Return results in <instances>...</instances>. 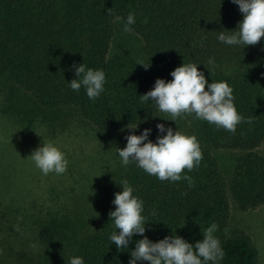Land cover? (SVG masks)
I'll use <instances>...</instances> for the list:
<instances>
[{"label":"trees","instance_id":"obj_1","mask_svg":"<svg viewBox=\"0 0 264 264\" xmlns=\"http://www.w3.org/2000/svg\"><path fill=\"white\" fill-rule=\"evenodd\" d=\"M129 13L135 17L130 33L139 38L140 48L110 52L115 17L124 27ZM242 19L231 0H0V80L7 82L0 83L5 89L2 114L19 134L25 131L20 128L38 125L63 131L76 122L113 156L110 173L85 200V220L77 222L82 227L91 221V227L84 223L88 229L75 234L62 214L30 221L34 237L46 247L68 235V250L57 264H70L72 257H82L84 264H129L130 252L144 236L155 243L176 235L195 245L213 223L224 257L206 264H255L249 236L228 227V197L241 211L264 203V155L256 151L264 142V38L255 46L218 40L220 32L236 31ZM183 63L196 64L209 84L223 81L233 89V103L243 117L235 133L194 113L175 121L170 115L158 117L154 101L141 102L140 95L152 90L157 79L171 81L170 73ZM80 64L105 73L104 90L94 100L83 86L79 91L70 87ZM128 124L138 126L129 129ZM158 124L197 138L203 159L181 174L192 177L191 186L184 179L161 181L135 161L121 163L118 148L126 147V137L150 129L148 139L155 143L167 134L159 132ZM218 149L235 153L226 178L213 154ZM124 180L143 201L146 230L118 250L110 240L118 229L109 213Z\"/></svg>","mask_w":264,"mask_h":264},{"label":"clouds","instance_id":"obj_2","mask_svg":"<svg viewBox=\"0 0 264 264\" xmlns=\"http://www.w3.org/2000/svg\"><path fill=\"white\" fill-rule=\"evenodd\" d=\"M231 2L239 6L243 19L232 34L220 32L218 40L228 45L255 46L264 38V0ZM108 15H112L111 8L108 9ZM120 19L115 17L117 22ZM134 23L135 17L129 13L123 31L131 32L129 26ZM213 63L214 61L209 60V64ZM137 64L142 65L145 70L150 66L142 61ZM75 75L77 78L69 82L72 90L79 91L83 86L88 98L92 100L103 92L105 73L102 70H93L80 64L75 66ZM170 75L173 79L169 82L157 79L152 90L140 95L141 102L151 99L160 111L170 114L171 121H175L182 114L194 113L200 120L235 133L236 126L243 117L235 108L233 89L227 82L209 84L204 73L199 71L194 63H183ZM247 122L252 123V118H248ZM137 126L128 124L126 127L136 129ZM157 129L160 133L166 131L167 134L158 136L155 143L148 139L150 129H145L141 135H128L126 147L118 148L121 163L127 166L130 161H135L138 167L161 181L175 182L184 179L191 186L192 177L181 174L185 169L191 172L203 159L197 138L180 131L174 132L171 127L165 129L163 124H158ZM29 157L44 175L52 172L59 175L67 170L68 161L64 153L51 142L43 143ZM120 186L122 191L116 192L112 201L115 210L109 213L115 228L118 229V232H112L110 240L118 250L128 248L133 235L143 236L146 230L145 217L142 215L143 201L133 195L134 190L126 180L122 181ZM217 228L215 223L211 224L202 232L203 240L197 241L195 245L176 235L155 243L144 236L136 242L135 249L130 252L132 259L129 264H137V261H148L149 264H206L208 261H218L224 257V252L220 241L214 236ZM16 230H19L18 226ZM70 264H84V261L82 257H72Z\"/></svg>","mask_w":264,"mask_h":264},{"label":"rangeland","instance_id":"obj_3","mask_svg":"<svg viewBox=\"0 0 264 264\" xmlns=\"http://www.w3.org/2000/svg\"><path fill=\"white\" fill-rule=\"evenodd\" d=\"M123 28L119 21H114L110 52L139 50V38ZM0 83L7 82L0 80ZM4 90L0 88V108ZM18 107L21 109L19 104ZM163 115L170 114L160 111L158 117ZM14 125L0 111V264H57L68 250V235L46 247L34 237L30 221L62 214L67 216L71 224L67 226L75 234L91 227V221L84 222L87 227L84 223L80 227L77 222L85 220L88 209L85 200L99 186L101 176L110 173L108 164L113 165V156L99 144L97 136L85 133L76 122L55 132L40 125L31 130L20 128L25 130L23 134L17 133ZM47 142L64 153L68 165L63 174L44 175L29 157ZM256 151L264 155V142ZM213 154L226 178L235 153L218 149ZM57 226L68 229L63 224ZM228 227L240 228L249 236L256 251L255 264H264V203L241 211L228 197Z\"/></svg>","mask_w":264,"mask_h":264}]
</instances>
